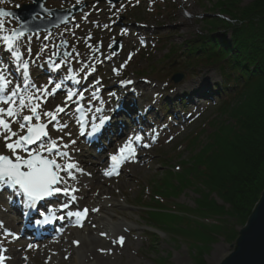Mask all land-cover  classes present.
I'll return each instance as SVG.
<instances>
[{"label": "rangeland", "instance_id": "1", "mask_svg": "<svg viewBox=\"0 0 264 264\" xmlns=\"http://www.w3.org/2000/svg\"><path fill=\"white\" fill-rule=\"evenodd\" d=\"M218 1L79 0L78 3L77 0H46V6L49 8L66 9L85 6L71 18L69 23L48 32L25 35L17 43L22 58L30 62L28 88L32 92L34 89L31 85L34 84L37 88L47 87L50 93L56 84L51 83L50 77L54 78L55 73H61L60 75L64 74L65 77L75 75L76 80L84 84L81 86L89 88L88 94L91 91L96 92L98 87H103L105 91L119 87L121 91L122 81H131V83L141 81L149 85L147 97L152 96L157 100L153 104L159 107H155L159 118H153L152 114L147 112L145 119H149V125L144 124L133 129L131 126L128 127L141 137L139 143L142 147L136 149L134 162L129 161L124 164L120 172L123 174L121 178L104 174L107 171L106 158L116 151L104 154L106 157L104 156L103 159L105 162L101 173L96 169L100 159L97 154L98 148L89 147L86 137L80 139L77 136L78 131H72L68 127L72 121L69 116V106L59 114V124L66 127L56 130L52 124L48 126L52 139H57L60 145H68L62 150L67 151L69 157H58L57 162L75 163L83 170L77 172L92 182L96 187L95 190L100 188L105 190L106 194L101 199L106 200L104 203L108 205L109 214L115 220L126 224L127 242L134 241L130 244L131 248L127 247L129 251L123 249L124 255L110 260L111 264H198L199 256L205 264H220L233 250L231 244L237 239L233 237L234 230L237 232L243 227L240 224L236 225L235 218H231L229 227L232 233L228 232V235H231L227 237L214 231L213 228L201 225L200 222L215 223L218 219L208 216L210 209L200 208L201 203H204L205 199H215L218 203H222L215 193L211 197L208 196L206 184L185 189L181 186L179 193L176 194L162 190L163 183L169 177L172 178V182L178 184L176 180L178 175L184 172L189 162L195 163L193 155L197 151L205 149L207 154H213L211 149L215 144L210 139V134L218 127V124L213 122L224 118L217 109L220 100L217 89L222 80L219 71L206 63L195 62L196 60H192L193 57L186 50L188 42H200L199 36L206 34V18L220 15V11L215 7ZM251 1L253 0H241L240 3L246 5ZM22 3L30 4L32 0H2L0 8L4 7L5 10L19 8ZM0 19H3L5 24L0 36L18 28L19 22L16 18L7 16ZM117 39L121 40L122 49L119 53H114L111 48ZM63 43L67 45L66 48L60 46ZM29 48L31 54L28 52ZM64 49L71 54L62 59L66 63L62 64L59 70H54V64L61 61H57L56 56ZM0 54L2 55L0 63L7 66L6 71L9 66L16 71L15 73L9 71L11 76L18 74L23 78L2 40H0ZM86 65L88 67H85ZM69 69L72 71L69 72ZM177 72L184 74L179 82L172 79ZM95 74L98 75L94 76ZM204 78L208 79L207 89L203 92H190L194 87L189 84ZM97 81L99 84L95 85ZM74 83L76 81L71 80V84ZM70 86L66 84L65 88ZM181 87L189 89L182 97V94H177L179 93L177 90ZM54 98L51 102L52 106L46 108L48 101L46 96V102L41 105V112L54 110L57 105L64 106L66 89L62 91L61 97ZM148 104V101L143 103V105ZM28 114L30 113L26 111L21 115ZM46 120L47 118L42 116V121L46 122ZM13 126L14 131H19L18 123ZM221 135L217 131L212 138L218 139ZM79 142L82 143L80 148L77 147ZM144 144H149L150 147H144ZM31 148L35 150L36 146L32 145ZM72 148L75 149L78 160H74ZM0 151L3 152L0 154L11 155L5 150L3 139H0ZM109 151L107 149V152ZM21 154L26 155L23 152ZM220 158L215 160L212 157L206 162L202 160L200 162L202 166L206 165L214 170ZM144 162L148 164L142 165ZM84 167L92 168L95 172ZM66 185L58 186L69 187ZM88 198L91 202H82L77 208H88L92 212V205L98 198L95 193ZM9 200L7 194L0 192V208L6 209V213L2 216L0 213V220L15 219L16 214L10 207ZM152 207L173 211L171 213L188 217L189 221L181 218L170 220L171 224H164L162 220L161 222L153 216ZM124 212L129 213L127 218L123 216ZM92 221L88 222L86 227H89ZM1 228L0 249L2 248L6 253L16 254L15 258L19 259L20 264H77L79 260L73 262L74 258L78 257L81 260L84 258L82 242L75 240L73 233L69 234L66 231L61 235L60 240H54L53 244H57V241L59 246L63 244L60 253L55 249V245L51 247L47 242L43 244L40 241L33 242L30 238L15 240L13 235H6L9 232L19 233L17 228L5 227L6 231ZM117 231L119 232V229ZM197 241H200L202 246L195 245ZM95 243L102 247L105 245V242H99V239ZM29 245L32 247L28 248ZM6 264H14V260L9 258Z\"/></svg>", "mask_w": 264, "mask_h": 264}, {"label": "trees", "instance_id": "2", "mask_svg": "<svg viewBox=\"0 0 264 264\" xmlns=\"http://www.w3.org/2000/svg\"><path fill=\"white\" fill-rule=\"evenodd\" d=\"M240 2L219 0L215 7L229 19L206 18V34L199 36L200 42H188L186 49L192 60L215 67L222 78L217 89V109L224 118L213 122L218 124L210 134L215 144L213 154H207L205 149L197 151L193 155L195 163L189 162L178 175V184L169 177L162 189L176 194L181 186L185 189L206 184L208 196L215 193L222 203L205 199L199 207L209 208L208 216L218 219L215 223H200L227 237L231 235L228 232L232 233L230 219L245 226L264 190V0L246 5ZM217 131L222 134L220 138H212ZM212 157H221L216 169L202 166L201 160L206 162ZM152 208L153 216L164 224L181 218L189 221L162 207ZM238 235L239 231L234 230L233 237ZM198 242L195 245L202 246ZM197 259L198 264H205L201 256Z\"/></svg>", "mask_w": 264, "mask_h": 264}, {"label": "snow or ice", "instance_id": "3", "mask_svg": "<svg viewBox=\"0 0 264 264\" xmlns=\"http://www.w3.org/2000/svg\"><path fill=\"white\" fill-rule=\"evenodd\" d=\"M2 2V0H0ZM79 3V0H77ZM12 13L0 8V18L11 16ZM5 28L4 20L0 19V32ZM25 35L23 30L11 29L7 34L0 36L7 51L11 54V59L15 62L17 70L23 76L24 88L27 89L30 85V62L28 59L22 58V53L17 47V43L21 37ZM44 49H41L43 51ZM31 54V49H28ZM65 57L70 53H63ZM66 63L61 60L60 63H55L54 68L59 69L62 64ZM85 67H88L87 65ZM123 67V65H122ZM82 71L84 69H81ZM69 72L72 70L69 69ZM70 80H76L75 75L67 77ZM12 83L6 75V69L0 66V104L7 107H0V139H3L5 150L11 155L0 154V186H7L8 188L18 190V194L26 198L29 206H34L38 201L51 197L56 193L63 192L64 195H71V200L75 201L77 197L75 193L77 189L69 187H58L60 184H67V181L60 175L65 172L71 179H76L73 170L82 172L75 163L67 162L61 164L57 162V158H68L69 153L62 149L67 148L68 145H60L57 139H52L49 135L48 126L52 124L56 130L62 127L59 124V114L63 113L68 107V102L73 101L74 96L83 99V93H77L68 90L64 106L57 105L54 110L41 112L42 103L46 102V96L49 94L47 87L37 88L34 84L31 85L34 92H27L26 95H21V86L17 84L10 91V94H5L9 85ZM124 84H129L131 81H122ZM61 83L55 84V89H61ZM27 108L30 114L21 116L20 113ZM80 109L78 108L77 111ZM97 112L101 109L97 108ZM42 116L47 118L46 122L42 121ZM110 117H103L97 124H92L91 133L94 134L102 127L106 120ZM35 121V123H33ZM13 123H18L19 131L13 130ZM84 132V127L81 125V134ZM22 133V134H21ZM62 139V138H61ZM139 135L135 136V141H140ZM74 143V142H73ZM35 145L33 150L30 146ZM144 147H150L149 144H144ZM24 152L26 155H22ZM135 156V148L133 146V139L129 138L126 143L118 150L117 155H112V170L106 171V176L118 174L116 169L126 160ZM70 160V158H69ZM65 208L68 204L64 205ZM98 211V209H92ZM89 209L84 208L80 211L68 212L69 217L76 218V225L82 227L83 220L87 218ZM47 222V220L45 221ZM6 235H14L13 233H6ZM101 236H106L104 232ZM74 243H79L74 241ZM112 243L123 246L125 237L119 236L113 239ZM29 247H32L29 245ZM104 251V249H101ZM5 257L0 254V264H4Z\"/></svg>", "mask_w": 264, "mask_h": 264}, {"label": "bare ground", "instance_id": "4", "mask_svg": "<svg viewBox=\"0 0 264 264\" xmlns=\"http://www.w3.org/2000/svg\"><path fill=\"white\" fill-rule=\"evenodd\" d=\"M1 56L2 55L0 54V57ZM0 64L1 65L3 64V67L7 69V66L4 65V63H0ZM9 71H12V73L16 72L15 70H13L12 68L8 66L6 75L12 81V83L9 85V88L6 90L9 92V94H10L11 89L15 87L17 84L21 86V90H20L21 95H26L27 92H32L31 90H29V88L27 89L24 88V85L22 82L23 78L20 75L14 74V76H11L9 74ZM60 74L55 73V80L57 83H61L62 85V83L64 82L62 75L64 74L62 75ZM97 75L98 74H95L94 76H97ZM69 81L71 82V80ZM189 85L194 87V89H191L190 92L192 91L203 92L207 89L208 79L204 78L201 81L191 83ZM122 86H123L122 87L123 89L121 88V91L119 87L118 88L112 87L110 91H105L103 87L102 88L98 87L101 89L100 91L97 88L99 97L97 98L95 95L88 96L86 99L88 104L85 105L84 110L82 108L83 112L87 113V115L90 117H94L95 119L94 121L92 120L88 121V128L90 131H91L92 124L95 123L99 126L98 121H100L101 118L110 117V119L106 120L107 125L105 127H99V130L96 132L97 133L96 136L93 138L94 140L93 144L96 143L94 148L96 147L99 149L97 154L100 156L99 157L100 159L98 161V165L96 166V169L99 171V173H101L102 168L104 167V164H103L104 163L103 159L105 156L104 154H109L110 152L116 151L117 148L122 147L125 144V140L127 141V139L129 138L133 139V146L135 148V151L138 147H142V144L140 145L139 141H135V136H137L136 132L134 130L128 129L129 126H131L133 129V127L139 128L144 124L149 125L150 124L149 119L148 118L145 119V115L147 112L152 114L153 118L154 117L159 118V116H157L158 111L155 109V107L157 108L158 106H154L153 104V102L157 100L152 96L147 97V94H148L147 91H148V86H149L148 83L136 81L134 83H129L128 85L122 83ZM182 88L183 87H181L180 90H177V92H179L177 94H182L181 97L184 96V92L189 90V89H184V88L182 89ZM54 97H55V94L49 93L47 95L48 101H47V104L45 105L46 108L52 106L51 102L54 101L53 100L55 99ZM147 101L149 102V104L143 105V103ZM72 106L73 104H69V107H70L69 110L72 109ZM0 107H3L2 104H0ZM97 108L101 109V111L97 112L96 111ZM26 111H28L27 108H25L21 113H24ZM75 114H77V111H75V109L69 113V116L71 117L72 121L70 122L68 127L72 131L77 130V124L73 120ZM80 144L82 145V143L79 142L77 147L80 148ZM107 149H109L110 151L107 152ZM71 152L74 153V160H78L79 158H76V153H75L74 148L71 149ZM129 161L134 162V157H131L128 160H126V162H129ZM143 164H148V163L144 162L142 163V165ZM84 168L85 169L88 168L92 172H95L92 170V168H89V167H84ZM111 169H112V165H111ZM73 174L76 177V179L74 180L69 178L65 172L60 173V175L67 181V185L69 187L77 189L75 193H72L73 195L77 197L75 201H72L71 196L64 195L63 192L56 193L51 197H46L45 199L40 200L38 202L39 204L36 206V210H37L36 214L31 215L30 210L33 208V206H29L28 202H24L23 196L19 195L18 190H16L13 193L8 192V194L12 196V200H13V205H11L10 207L14 209V211L18 210L19 208L20 209L24 208L22 212L25 213V215L28 214L27 216H29L30 219L35 220L38 218L40 213H43V211L46 210L45 208L46 200H51V199L55 200L61 197H65L66 199H69V202L64 199L62 204L71 203L70 206L76 209V207L82 202H91L88 197L92 195L93 193H95L98 200L96 201L95 204L92 205L91 209H98V211H92L91 213H93V215L90 214L91 219L90 220L87 219L86 222H90L91 220H93L92 223H90L89 227H86V224H84L82 227H74L73 225H70V226L68 225L65 229H67V232L69 234L73 233V237L75 238V240H81L82 245H83L82 256H84V258H82L81 260V259H78V257H76L73 259V262H76V259H77V261L79 260L77 264H111L110 260L124 255V253L122 252L123 249H125L128 252L129 250L127 249V247L131 248L130 244H133L134 241L130 240V243H129L125 239V243L123 246L112 243L113 239H117L121 235H123L124 237L127 236V233H125V231L127 230V227L125 226L126 224L115 220L109 214L108 205L104 203L106 202V200L101 199L102 196L104 197V195L106 194L103 188L95 190L96 189L95 185L93 186L92 182L88 181L85 177L81 176L77 171L73 170ZM122 175L123 174L119 173L114 176L117 178L119 177L121 178ZM23 203L25 205H23ZM0 213L2 216L4 213H6V209L0 208ZM128 214L129 213L124 212L123 216L127 218ZM0 225H2L0 226L2 227L1 229H5L6 227L7 229L19 228L22 230V224L18 219H16V221H12V220L5 221L2 218V220H0ZM118 229H119V232L117 231ZM131 230L132 228L130 229V231ZM23 232L26 233L29 231H27L26 228H24ZM101 232H104L107 235L101 236L100 235ZM32 233L33 232H31L30 234ZM48 233H51V235L52 234L53 235L49 237L44 236L43 243L47 242L49 245H51V247H53L52 245H55L56 247L55 249H57V251L61 253L63 244L59 246L58 241L56 242L57 244H53L55 239L52 237H54L56 233L55 228H49L48 230L39 229L37 231L38 235H45ZM97 239H99V242H105L104 243L105 245H103V247L100 245H97L95 243ZM101 249H104V251H101ZM15 255L16 254L7 252V257L5 258V260L11 258L12 260H14V264H20L19 259L15 258ZM70 261L71 259H69V262Z\"/></svg>", "mask_w": 264, "mask_h": 264}, {"label": "water", "instance_id": "5", "mask_svg": "<svg viewBox=\"0 0 264 264\" xmlns=\"http://www.w3.org/2000/svg\"><path fill=\"white\" fill-rule=\"evenodd\" d=\"M45 1L35 0L33 4L10 11L21 20L20 30L29 32L51 29L68 22L69 17L81 9L74 8L72 12L49 10L44 7ZM48 14L50 17H46ZM37 15H41V18H37ZM182 77V73H176L173 79L179 82ZM231 246L232 252L220 264H264V190L247 223L240 229L236 241Z\"/></svg>", "mask_w": 264, "mask_h": 264}]
</instances>
